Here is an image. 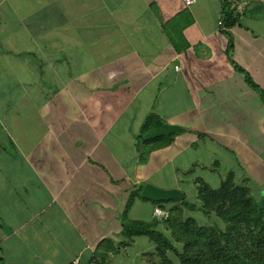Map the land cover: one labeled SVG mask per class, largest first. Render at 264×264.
I'll list each match as a JSON object with an SVG mask.
<instances>
[{"label":"crops","instance_id":"0c3cea01","mask_svg":"<svg viewBox=\"0 0 264 264\" xmlns=\"http://www.w3.org/2000/svg\"><path fill=\"white\" fill-rule=\"evenodd\" d=\"M228 173L264 197V0H0V264H140L143 186Z\"/></svg>","mask_w":264,"mask_h":264},{"label":"trees","instance_id":"16d2710c","mask_svg":"<svg viewBox=\"0 0 264 264\" xmlns=\"http://www.w3.org/2000/svg\"><path fill=\"white\" fill-rule=\"evenodd\" d=\"M224 13L232 23V13ZM197 198L198 205L186 197L154 202L170 213L164 229L151 221L126 223L128 238L145 235L153 245L140 264H264V197L256 198L246 182L228 173L215 188L198 183ZM181 204L217 216L226 227L180 216Z\"/></svg>","mask_w":264,"mask_h":264},{"label":"water","instance_id":"95a60500","mask_svg":"<svg viewBox=\"0 0 264 264\" xmlns=\"http://www.w3.org/2000/svg\"><path fill=\"white\" fill-rule=\"evenodd\" d=\"M182 130L183 129L178 125L165 124L162 129L158 131L144 134L143 138L148 139L159 135L169 136L170 133L181 132ZM141 196L147 200L157 202L174 198H182L183 193L176 188L165 189L157 187L151 183H146L141 190Z\"/></svg>","mask_w":264,"mask_h":264},{"label":"rangeland","instance_id":"374dc122","mask_svg":"<svg viewBox=\"0 0 264 264\" xmlns=\"http://www.w3.org/2000/svg\"><path fill=\"white\" fill-rule=\"evenodd\" d=\"M213 183H211V186H215V185H212ZM186 188V200L188 202H192V203H195L196 205L200 204V201L199 199L197 198V193L195 191V189H192L191 187H185ZM176 205V204H174ZM178 205H180L178 203ZM182 206V204H181ZM180 216L182 217H193L197 220V222L199 224H202V225H215V226H219L221 228H225L226 227V223L223 222L221 219H219L217 216L215 215H204L201 211L199 210H191L187 207H183L180 208Z\"/></svg>","mask_w":264,"mask_h":264},{"label":"built area","instance_id":"2783aa9c","mask_svg":"<svg viewBox=\"0 0 264 264\" xmlns=\"http://www.w3.org/2000/svg\"><path fill=\"white\" fill-rule=\"evenodd\" d=\"M197 0H183L184 5L186 7H190L192 4H194ZM219 25H222V21H219ZM153 214L154 216L159 219L160 221H164L169 218V211L160 207V206H155L153 209ZM73 264H78V260L75 259L73 261Z\"/></svg>","mask_w":264,"mask_h":264}]
</instances>
